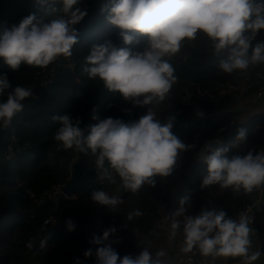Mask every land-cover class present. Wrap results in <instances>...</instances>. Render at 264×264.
Instances as JSON below:
<instances>
[{
    "label": "trees",
    "instance_id": "16d2710c",
    "mask_svg": "<svg viewBox=\"0 0 264 264\" xmlns=\"http://www.w3.org/2000/svg\"><path fill=\"white\" fill-rule=\"evenodd\" d=\"M116 2L81 0L87 15L75 27L78 37H88L73 47L72 57L77 64L72 71L64 66L63 58L46 68L21 65L18 71H12L0 58V73L8 75L13 87L32 88L33 94L38 96L26 98L23 110L7 127H0V264H75V258H79L81 264H96L97 246L90 244V239L94 233L100 235L112 227L116 231L110 235V241H116L112 247L121 257L147 248L154 258L158 252H163L159 259L164 261L177 250L185 249V245L182 249L177 246L183 224L175 234L170 224L182 197L188 196L191 205L185 206V215L198 214L202 208H216L235 219L250 204L255 193V189L250 193L235 192L231 187L222 188L219 184L201 188L207 164L198 154L205 140L218 138L227 144L241 128L246 130L247 140L232 148L228 155H243L249 150L254 153L264 151V110L249 112L259 84L245 87L241 92L238 83L256 80L264 73V63L251 64L246 71L225 73L219 63L227 54L217 56L209 38L199 33L194 40H185L177 53L165 57L174 67L176 76L166 98L154 100L151 105H133L118 91H109L99 78L91 79L85 71V57L93 45L111 41L118 48L128 47L133 51H143L146 47L147 37L134 31L129 33L134 36V42L125 44L121 30L108 21L109 11ZM57 7L61 5L58 3ZM95 13L104 24L106 35L95 31L92 19ZM30 14L45 21L52 18L38 0H0V31L18 25ZM259 41H264V30L256 36L253 45ZM53 67L54 75L49 72ZM43 81L48 83L41 86ZM10 90H6L0 100L6 99ZM109 102L119 105L105 108ZM94 106H98L99 118H119L124 122L138 119L151 107L162 123L169 117L175 118L172 132L190 147L179 155L170 175L155 176L154 186L145 184L135 193L124 188L116 175L104 184L75 189V198L59 196L55 202H32L27 191H41L53 184L65 183L71 174L73 159L78 157L86 169L95 165V157L90 151L59 147L54 134L60 125L51 119L54 115L70 114L74 119H80L81 127H84L96 123L91 118ZM237 106L242 107L233 111ZM197 111H202L203 116H197ZM12 130L15 141L10 133ZM10 150L16 154L6 158ZM97 171H93L92 177ZM95 190L117 196L121 203L114 211L96 204L91 200ZM133 210L142 214L128 221L126 216ZM50 217L54 221L45 224ZM160 219L165 220L167 227L149 234ZM176 219L183 221V216ZM250 219L264 252V198ZM68 220L75 225L72 231L68 230ZM135 230L141 234L140 239L135 237ZM37 239L39 246L32 249ZM88 248L93 249V255L85 258L83 253ZM228 259L234 263L242 260L241 257Z\"/></svg>",
    "mask_w": 264,
    "mask_h": 264
},
{
    "label": "clouds",
    "instance_id": "9594fccd",
    "mask_svg": "<svg viewBox=\"0 0 264 264\" xmlns=\"http://www.w3.org/2000/svg\"><path fill=\"white\" fill-rule=\"evenodd\" d=\"M43 10L52 14L45 21L30 14L18 25L0 31V58L12 71L21 65L46 68L59 57H70L78 42L75 27L86 15L81 0H38ZM61 7H57V4ZM117 26L125 44L134 42L130 32L147 37L143 51L128 47H116L111 41L93 45L85 57V71L91 79L99 78L109 91H118L122 97L136 106L151 105L154 100L163 101L176 80L175 69L165 59L177 53L185 40H194L199 33L212 42L214 53H227L219 68L225 73L246 71L251 64L264 63V41H253L264 30V0H117L107 16ZM0 127H7L14 116L24 108V101L33 95V89L21 85L12 86L6 73H0ZM197 116H203L197 111ZM92 120L96 123L81 127V120L70 114L54 115L59 122L55 141L65 149L75 148L95 157L97 170L102 177L112 180L113 171L124 188L137 192L145 184L155 185V176L172 173L179 155L190 145L173 132L174 117L162 123L149 107L138 119L124 122L119 118H99L95 109ZM247 140L246 130L241 128L227 144L217 141L206 146L207 173L201 188L219 184L222 188L250 193L264 185V151L249 150L246 154L228 155L232 148ZM107 162V167L105 164ZM91 200L114 211L121 203L117 196L104 190H95ZM189 197L179 200V207L172 213L173 234L183 224L185 251L198 247L205 255L241 257L245 264H252L262 255L251 252L250 217L241 214L230 217L223 209L202 208L198 214L185 215ZM133 210L128 221L141 215ZM183 216V221L176 218ZM68 230L75 228L67 221ZM114 227L102 234H93L90 244L96 245V264H162L158 252L154 258L144 248L136 254H118L110 241ZM84 257H91L88 248ZM75 264H81L75 258Z\"/></svg>",
    "mask_w": 264,
    "mask_h": 264
},
{
    "label": "built area",
    "instance_id": "2783aa9c",
    "mask_svg": "<svg viewBox=\"0 0 264 264\" xmlns=\"http://www.w3.org/2000/svg\"><path fill=\"white\" fill-rule=\"evenodd\" d=\"M98 25H100V24H98ZM93 33H94V31H93ZM100 33L103 35H106L104 32V29ZM86 37H88V35H80L78 37V42H82V41L86 40ZM72 55H73V49H72ZM72 55L70 57H64V56L59 57V58H63V60L65 62L64 66L71 71L75 68V66L77 64L76 61L73 59ZM49 72H51L52 75H54V73H55L54 67L51 68L49 70ZM47 83H48L47 81H43L41 83V86H45ZM238 83H239V88H240L241 92L245 87H248L252 84L258 83L259 84L258 85V91L254 94L255 99L259 98L262 94H264V73L259 74V77L256 80L251 81L249 83L244 82V81H238ZM33 96L38 97L36 93H34ZM110 105H119V103L109 102L105 105V108H107ZM94 109H95L96 113L98 114V112H99L98 106H94L91 110V115H93ZM11 132H12L11 133L12 134V140L15 141L16 140V138L14 137L15 133L13 130ZM59 147H62V146L60 145ZM10 152H11V150H10ZM74 161H75V159H73L71 161V163H70L71 166H72ZM112 176H113V179L116 176L114 171L112 173ZM95 177L98 179L99 184H104L108 181L113 180V179L108 180V179L103 178L101 171H99V170L96 172ZM61 186H62V184H60V183L53 184L49 188L43 189L41 191H36V192L35 191H27V195L31 199L32 202H36V203L47 202L48 200H55L56 201L59 196L66 197L61 190ZM75 197H76V195L73 192L71 194L70 198H75ZM263 198H264V185L255 189V193L251 197L250 204L246 205L244 207V209L237 214L235 219H238L241 214H247L250 218L253 217V214L255 212L254 208L258 207L260 202L263 201ZM53 221H54V218L50 217V218L46 219L44 221V223L45 224L52 223ZM163 222H164V224H163ZM166 227L167 226L165 225V220L160 219L149 230V234H153L156 231V229L166 228ZM134 235L137 239H140L142 237L141 234L137 230L134 231ZM184 245H185L184 233H183V229H182L180 232V235H179V239L177 241V246L180 249H182L184 247ZM171 264H211V263L208 259V256L203 255L200 252L198 247H193V249L191 251L177 250L176 252H174L172 254V257H171ZM229 264H233V261H229Z\"/></svg>",
    "mask_w": 264,
    "mask_h": 264
},
{
    "label": "water",
    "instance_id": "95a60500",
    "mask_svg": "<svg viewBox=\"0 0 264 264\" xmlns=\"http://www.w3.org/2000/svg\"><path fill=\"white\" fill-rule=\"evenodd\" d=\"M227 53H221L217 56L226 55ZM241 109V106H237L233 109V111H238ZM217 141L221 142L218 138L212 139V140H205L200 151H199V159L203 160L204 157L208 154L206 151V146L208 144H215ZM96 169V165L86 169L82 163L80 162L79 158H75V161L73 162L71 166V174L66 180L65 183L62 184L61 190L63 194L70 198L71 194L74 192L75 189L78 188H87L89 186L95 185L98 183V179L96 177H92L93 171ZM48 202H55V200H48ZM257 207L254 208V211ZM172 224V222H170ZM40 240L37 239L33 243L34 248H38Z\"/></svg>",
    "mask_w": 264,
    "mask_h": 264
},
{
    "label": "crops",
    "instance_id": "0c3cea01",
    "mask_svg": "<svg viewBox=\"0 0 264 264\" xmlns=\"http://www.w3.org/2000/svg\"><path fill=\"white\" fill-rule=\"evenodd\" d=\"M263 110H264V94H262L259 98L255 99V101H253L249 112L256 113V112H260V111H263ZM249 227L252 230L250 232V239L252 241L250 253L251 252H255V251H260L262 253L261 257L259 259H257L256 261H253L252 264H264V252L261 249L258 236L253 231V227L251 225V221L249 223ZM228 258L229 257L208 255V259H209L211 264H229V259ZM162 264H171V258L167 257L164 261H162ZM233 264H245V261L242 258L240 263H234L233 262Z\"/></svg>",
    "mask_w": 264,
    "mask_h": 264
},
{
    "label": "rangeland",
    "instance_id": "374dc122",
    "mask_svg": "<svg viewBox=\"0 0 264 264\" xmlns=\"http://www.w3.org/2000/svg\"><path fill=\"white\" fill-rule=\"evenodd\" d=\"M92 19H93V22H94V24H95V31L96 30H98V32H101L103 29H104V24L102 25L101 23H100V18H99V15H98V13H95L94 14V16H92ZM100 20V21H99ZM103 22V21H102ZM98 24H100V25H98ZM10 133H12V132H10ZM14 154H16L15 152H8L7 153V156H6V158H10L11 156H13ZM36 192V191H35ZM38 246H39V244H38ZM32 249H35L33 246H32Z\"/></svg>",
    "mask_w": 264,
    "mask_h": 264
}]
</instances>
